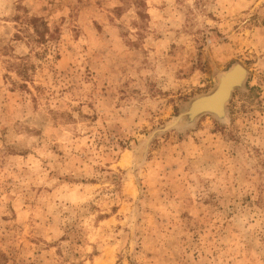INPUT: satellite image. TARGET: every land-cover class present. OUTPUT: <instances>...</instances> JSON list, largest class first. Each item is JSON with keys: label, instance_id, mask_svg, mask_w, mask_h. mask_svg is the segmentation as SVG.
<instances>
[{"label": "clouds", "instance_id": "1", "mask_svg": "<svg viewBox=\"0 0 264 264\" xmlns=\"http://www.w3.org/2000/svg\"><path fill=\"white\" fill-rule=\"evenodd\" d=\"M254 14L264 16V0H0L8 264H94V252L106 264L149 253L147 264H264V111L220 121L239 145L191 126L146 153L145 134L199 79V34L216 58L255 60L264 88V27L244 24ZM33 17L47 22L46 42ZM210 192L219 209L204 208ZM182 211L193 219L178 223Z\"/></svg>", "mask_w": 264, "mask_h": 264}, {"label": "rangeland", "instance_id": "2", "mask_svg": "<svg viewBox=\"0 0 264 264\" xmlns=\"http://www.w3.org/2000/svg\"><path fill=\"white\" fill-rule=\"evenodd\" d=\"M46 10V9H45ZM211 16V14H209ZM215 19V17H212ZM19 19V17H17ZM29 23L32 25L36 34L40 37L39 42H46L44 40L45 35L48 33L47 22L42 18L33 17ZM245 27L248 26H256V27H264V16H260L259 14H254L250 17L247 21L244 22ZM240 30V25L236 24L233 26V32H238ZM59 30L57 29V32ZM212 33L215 34L218 41L223 44L231 43L228 40V37L225 36L218 28H212L210 30ZM19 39V37H17ZM210 37L207 34H199V39L196 41L197 49L194 57L193 63V70L199 69L195 73V77H199L196 84L189 89L186 94L181 95L177 98L174 102L169 103V109L165 113V116L161 117L158 122L149 130L145 129V134L148 135V148H146V153H148L149 148L151 147H160L161 142L167 143L173 138V134L175 133L176 138L178 140L183 139V132L187 130L188 127L195 126L197 128L201 127L204 132L209 135V139L211 138L212 133L214 132H221L222 134L226 135L229 139H231L234 145L240 144V138L234 132L226 131L223 125L220 124V121L217 120L211 115H202L198 117L192 125L186 126L182 125L177 128H172L164 133L155 134L153 137L150 138L151 134L174 120V118L178 117L188 103L194 99L195 97L205 95L211 92L217 84L218 77L220 74L226 72L230 69L233 65L239 64L242 66L245 71L247 72L244 84L241 88L235 89L232 92V95L229 101L226 104V116H232L233 120L232 123L235 124V114L237 112V108L239 112L242 114H247L252 110H261L264 111V88H261L259 85H256L255 81L252 79L255 73L252 70V66L255 64V60H245L242 57L237 58H226V57H219L216 58L213 55V50L210 46H208V40ZM138 46V45H137ZM172 52L170 54H175L177 49L175 45L171 46ZM182 51V49H181ZM7 54V52H5ZM39 55V54H38ZM57 59H60L57 56ZM34 70V66H31ZM28 66H25L22 71V75H24L25 79H30L27 76ZM25 85H21V88H25ZM123 91V90H122ZM136 91V90H134ZM123 98V97H122ZM225 116V117H226ZM90 119L95 120V117H91ZM35 135H40L38 130H33ZM7 129L0 130V135H6ZM121 146L123 147L124 144L121 142ZM9 151H14L13 149H9ZM235 154V153H233ZM20 155H27V152H22ZM127 156V154H125ZM149 158L150 153H149ZM123 163V160L120 161ZM223 199V197H220ZM203 206L207 210L208 207L217 208L219 209L220 203L217 199V195L214 192H210L208 197L203 200ZM243 204L248 205L249 207L252 206L253 201L251 200L250 196H245L243 198ZM256 205H260V201L257 200ZM162 211H166V209H161ZM39 211V209H37ZM112 211L117 213L119 210L116 207H113ZM196 216L203 218L205 216L204 211H200L199 208L196 209ZM7 219V217H5ZM193 219V215L190 211H182L179 213L177 222H182L185 220L191 221ZM149 220H151V215L149 214ZM115 216L110 217L109 220H104L103 224H108L109 222H114ZM182 226V225H181ZM61 239H67V237H62ZM94 264H106V261L101 257L99 253L94 252ZM129 264H147L148 260L151 259V253L141 259L133 260L131 256L127 257ZM9 256L0 253V264H8ZM116 264H122V260H117Z\"/></svg>", "mask_w": 264, "mask_h": 264}, {"label": "water", "instance_id": "3", "mask_svg": "<svg viewBox=\"0 0 264 264\" xmlns=\"http://www.w3.org/2000/svg\"><path fill=\"white\" fill-rule=\"evenodd\" d=\"M237 68L240 70V77L233 79L231 73ZM246 74L247 72L242 66L239 64L233 65L226 72L219 75L217 84L211 92L192 99L178 117L155 130L150 138L155 134L164 133L172 128L182 125L190 126L202 115H211L217 120H223L226 116V104L232 92L243 86Z\"/></svg>", "mask_w": 264, "mask_h": 264}, {"label": "bare ground", "instance_id": "4", "mask_svg": "<svg viewBox=\"0 0 264 264\" xmlns=\"http://www.w3.org/2000/svg\"><path fill=\"white\" fill-rule=\"evenodd\" d=\"M231 77H232L233 79H236V78L240 77V70H239V68H237V69H235V70L232 71V73H231ZM217 102H218V100H217ZM217 102H216V103H217Z\"/></svg>", "mask_w": 264, "mask_h": 264}]
</instances>
